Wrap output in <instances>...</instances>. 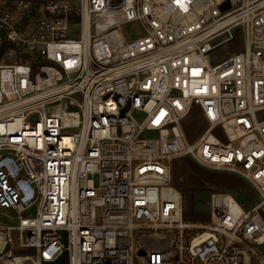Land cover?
<instances>
[{
  "label": "built area",
  "instance_id": "built-area-1",
  "mask_svg": "<svg viewBox=\"0 0 264 264\" xmlns=\"http://www.w3.org/2000/svg\"><path fill=\"white\" fill-rule=\"evenodd\" d=\"M262 112L264 0H0V264H264ZM183 156L249 198L186 221Z\"/></svg>",
  "mask_w": 264,
  "mask_h": 264
},
{
  "label": "rangeland",
  "instance_id": "rangeland-1",
  "mask_svg": "<svg viewBox=\"0 0 264 264\" xmlns=\"http://www.w3.org/2000/svg\"><path fill=\"white\" fill-rule=\"evenodd\" d=\"M122 30L127 37H136L141 33L139 25L135 22L124 24ZM258 116L264 117V112ZM205 128L200 110L194 104L188 115L181 121V129L186 140L194 143ZM212 133L222 134L220 128L213 130ZM170 165L172 183L183 193L187 204L185 220L188 222L208 221V200L211 192L230 193L238 202H245L249 198L246 192L250 185L235 173L207 169L194 162L190 156L175 158ZM4 211L8 213L6 209ZM49 264H68L67 257L62 255Z\"/></svg>",
  "mask_w": 264,
  "mask_h": 264
},
{
  "label": "water",
  "instance_id": "water-1",
  "mask_svg": "<svg viewBox=\"0 0 264 264\" xmlns=\"http://www.w3.org/2000/svg\"><path fill=\"white\" fill-rule=\"evenodd\" d=\"M227 5H228V4H227V2H225V3H224L222 6H221V7H222V9H225V8L227 7ZM35 117H36V116L34 115L32 118H34V119H35Z\"/></svg>",
  "mask_w": 264,
  "mask_h": 264
},
{
  "label": "snow or ice",
  "instance_id": "snow-or-ice-1",
  "mask_svg": "<svg viewBox=\"0 0 264 264\" xmlns=\"http://www.w3.org/2000/svg\"><path fill=\"white\" fill-rule=\"evenodd\" d=\"M178 2H179V0H178Z\"/></svg>",
  "mask_w": 264,
  "mask_h": 264
}]
</instances>
